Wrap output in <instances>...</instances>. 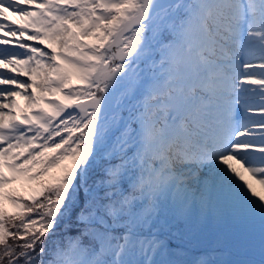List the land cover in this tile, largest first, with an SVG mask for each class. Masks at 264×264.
<instances>
[{"label": "snow or ice", "instance_id": "obj_1", "mask_svg": "<svg viewBox=\"0 0 264 264\" xmlns=\"http://www.w3.org/2000/svg\"><path fill=\"white\" fill-rule=\"evenodd\" d=\"M253 182L264 0H0V264H264Z\"/></svg>", "mask_w": 264, "mask_h": 264}, {"label": "rangeland", "instance_id": "obj_2", "mask_svg": "<svg viewBox=\"0 0 264 264\" xmlns=\"http://www.w3.org/2000/svg\"><path fill=\"white\" fill-rule=\"evenodd\" d=\"M245 178L250 180V178L247 176V174H245ZM16 186L17 185H14L13 187H16ZM16 188H19V187H16ZM257 188L261 189L259 185H257ZM261 192H263L262 194H264V190L261 189ZM257 228H258V226H257Z\"/></svg>", "mask_w": 264, "mask_h": 264}, {"label": "bare ground", "instance_id": "obj_3", "mask_svg": "<svg viewBox=\"0 0 264 264\" xmlns=\"http://www.w3.org/2000/svg\"><path fill=\"white\" fill-rule=\"evenodd\" d=\"M250 182H252V181L250 180ZM253 185H254L255 189L257 190V192H261V189L257 188V185L254 182H253ZM261 193H263V192H261Z\"/></svg>", "mask_w": 264, "mask_h": 264}]
</instances>
